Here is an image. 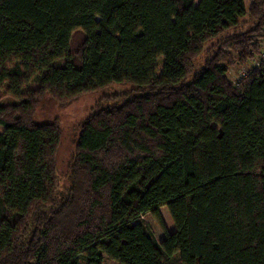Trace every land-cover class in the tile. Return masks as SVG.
Returning a JSON list of instances; mask_svg holds the SVG:
<instances>
[{"label": "trees", "instance_id": "obj_1", "mask_svg": "<svg viewBox=\"0 0 264 264\" xmlns=\"http://www.w3.org/2000/svg\"><path fill=\"white\" fill-rule=\"evenodd\" d=\"M263 48L264 0H0V264H264ZM115 82L59 188L38 104Z\"/></svg>", "mask_w": 264, "mask_h": 264}, {"label": "rangeland", "instance_id": "obj_2", "mask_svg": "<svg viewBox=\"0 0 264 264\" xmlns=\"http://www.w3.org/2000/svg\"><path fill=\"white\" fill-rule=\"evenodd\" d=\"M248 7L249 0H245ZM213 41L207 43L205 48H209ZM205 52L195 59V65L200 67L204 59ZM233 55L237 58V52L233 51ZM162 59H159V67L157 69V76L161 77V64ZM254 68L253 62L238 63L235 61L230 66L228 76L231 81L236 82L241 80L244 71L250 72ZM133 86L130 83L115 82L110 86L99 91L84 94L71 102L64 104L55 100L50 95H46L38 104L34 118L39 123L55 122L61 128V142L57 152V169L60 175L59 188L68 184L67 173L69 172V164L72 160L73 154L76 149L78 137L81 130V125L84 121L96 110L102 98L113 95H121L125 91L131 89ZM17 99L12 95H6L0 99V103L7 104L16 102ZM161 214L165 221L167 229L173 230L172 218L166 206L161 208ZM146 223L147 232L160 242L165 238L166 231L156 221L151 214L143 216ZM174 259L179 261L180 255L176 254ZM103 264H120L118 261L112 259L109 255L105 254Z\"/></svg>", "mask_w": 264, "mask_h": 264}, {"label": "built area", "instance_id": "obj_3", "mask_svg": "<svg viewBox=\"0 0 264 264\" xmlns=\"http://www.w3.org/2000/svg\"><path fill=\"white\" fill-rule=\"evenodd\" d=\"M254 63V68H259L263 63H264V48L262 49V51L260 52V54H258L255 59L253 60ZM249 74V72L246 70L243 72V77L247 76ZM241 81V80H240ZM239 80H237L236 82H234L235 84H238L240 82Z\"/></svg>", "mask_w": 264, "mask_h": 264}]
</instances>
